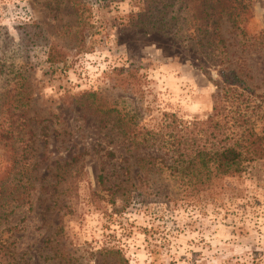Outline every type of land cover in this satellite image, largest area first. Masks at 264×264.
Listing matches in <instances>:
<instances>
[{
	"label": "rangeland",
	"instance_id": "374dc122",
	"mask_svg": "<svg viewBox=\"0 0 264 264\" xmlns=\"http://www.w3.org/2000/svg\"><path fill=\"white\" fill-rule=\"evenodd\" d=\"M220 1L249 5L245 36L224 11V65L160 0H0V264H264V158L186 195L167 148L116 126L173 141L213 113L225 65L264 105V0Z\"/></svg>",
	"mask_w": 264,
	"mask_h": 264
},
{
	"label": "trees",
	"instance_id": "16d2710c",
	"mask_svg": "<svg viewBox=\"0 0 264 264\" xmlns=\"http://www.w3.org/2000/svg\"><path fill=\"white\" fill-rule=\"evenodd\" d=\"M160 3L171 8L173 13L171 22L176 20L175 24H186L178 28L177 34L185 30L186 38L190 43L196 46L209 45L208 48L212 53L210 57H214L215 64H226L225 57L229 54L226 41L221 34L224 11L228 10L229 18H233L237 23L235 27H238L239 35H246V30L239 23L242 21L240 19L242 11L247 10L248 4L230 1L229 7L220 9L219 5H223L220 0H169L168 4L166 0H160ZM184 13H186L185 17H183ZM197 16L201 17L200 24H198ZM32 27L33 31L31 34L27 33L26 41L34 45L47 44L48 38L43 27L37 24ZM166 27L169 26L166 25ZM203 33H206L205 36L210 35L206 44H202L199 38ZM56 55L55 46L49 44V61L59 63L61 60L56 59ZM228 67L225 65L218 70L220 79L216 81V85L219 91L215 97L213 113L206 121L193 122V128L189 131L185 130L183 133L180 130L173 141L161 145L156 138L157 133L139 130L136 128L137 125L133 124V119L130 120L125 116L118 119L116 123L121 133L130 137L134 146L145 143V146L152 147L155 144L156 148L168 149L166 154H169L170 158L164 167L169 170L171 176L181 180L186 195L199 191L201 184L207 180L242 172L245 164L264 158V113L262 114L264 105L261 102L252 103L253 98L251 99L250 93L246 91L248 86L245 80ZM131 76L133 80L136 79L133 74ZM175 122L174 118L171 124L174 128H176ZM260 123L263 128H260ZM141 136L143 138H140ZM83 154L84 151L79 156ZM105 154L115 157L116 153L110 148ZM75 161L76 158H73L72 162ZM150 165L152 166V163ZM147 175L148 172L145 175L146 178ZM106 177V175H100L103 184L107 180ZM18 181L21 183L23 180L20 178ZM22 186H18L19 189ZM26 193L27 190L24 188L19 196L22 198ZM15 195L13 193L14 197Z\"/></svg>",
	"mask_w": 264,
	"mask_h": 264
}]
</instances>
